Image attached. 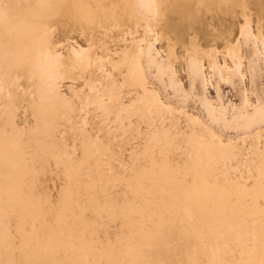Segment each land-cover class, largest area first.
Segmentation results:
<instances>
[{"label":"bare ground","instance_id":"1","mask_svg":"<svg viewBox=\"0 0 264 264\" xmlns=\"http://www.w3.org/2000/svg\"><path fill=\"white\" fill-rule=\"evenodd\" d=\"M61 23L91 32L88 48L55 51ZM236 27L221 64L213 42ZM250 43L251 64L264 0H0V264H264V97L246 88L228 113L203 94L201 115L150 81L185 94L182 67L192 91L208 66L243 77ZM76 74L86 86L64 92L59 79Z\"/></svg>","mask_w":264,"mask_h":264},{"label":"rangeland","instance_id":"2","mask_svg":"<svg viewBox=\"0 0 264 264\" xmlns=\"http://www.w3.org/2000/svg\"><path fill=\"white\" fill-rule=\"evenodd\" d=\"M217 16L218 15H216L215 17H217ZM226 18H227V20L231 19L228 16H226ZM67 25L68 24L61 23L55 29L54 40H55V46H56L55 49H57L55 51L61 53L62 56H65L67 54L69 48L71 47V44H74V46H76V47L82 46L83 48H88L89 41L87 40V38L90 37V35H91V32L84 31L83 29L76 27V26H70V25L67 26ZM238 27H236V37L235 38H233L232 34L229 35L228 33H225V36H223L222 39L219 38L215 42H213L214 47H217V50H218L217 56H218V60L221 64H223V62H224L223 55L225 54V47L223 45L227 39L231 40L232 43H234L235 41H237L239 39L238 38V36H239V33H238L239 28ZM59 32L62 34H60ZM63 32H65V33H63ZM58 33H59V36H57ZM145 33H146V37H147L148 41H154L155 40L153 35L150 34V32H145ZM145 33L141 29H139V32L134 33V35L137 39H140V38H142V36L145 35ZM116 41L118 43L121 42L118 40H116ZM155 44H156V47L160 50V54L162 56H165V51L167 50L166 39L160 38L159 40L155 41ZM250 44L251 45L247 49L248 57L247 56L243 57L242 60H243V67L244 68L249 69V65L251 67L256 68L254 73H253L252 79H251L250 72L248 71V69H247V74L243 77H240L238 74L237 75L235 74L234 77H232V79L221 78L217 74H213L212 71L209 69L211 67L208 66V63H206V67L208 66V68H206L207 73H206L205 83L202 84L199 80H197L195 82L194 91H192V89H191L192 87L190 85V78L187 74L186 69L183 67L179 68V74H180V77L182 78L183 85L187 89V92L185 94L182 92H178V91L175 92L166 83L161 82L154 77L152 78L153 74L150 76V81L153 82V86H155L159 90L161 98L163 100H168L169 102H171L175 106H183V107L189 108V111H191V112L203 115L205 113L204 112L205 109H204L203 104H202L203 94L207 95L210 98V100H212L215 104L218 102V98H219L218 95H219L220 99L223 101V103L227 105L228 113H234V112H236V110H238V108L237 109L233 108V106L234 105L240 106L242 104V99L245 95L246 88H248L247 94L249 95L251 101H256L257 96L264 97V53H263V47H262L261 43H259V49H258L259 54L256 57V60L254 62L251 61V64H250L248 58H251L253 55L251 52L252 43H250ZM181 47L182 46L180 43H179V45H176V47L174 48V52L179 54L180 51H183ZM227 59H228V63L230 65H232V67H234L232 58L227 56ZM233 59L237 60L235 57ZM181 60L184 61V59L181 58L180 61H178L176 64L182 65L183 63ZM255 63L257 64V66L255 65ZM208 69L210 70L209 72L207 71ZM63 76L64 77H61L59 79V85L64 92L69 93L68 84H70L71 82H74L79 87L86 86L85 85V81L87 78L86 76L84 77V76H81L80 74L72 75V77H68L67 75H63ZM252 83H253V86L255 88L254 93L250 92ZM23 109H24L23 107H20V109H18V113H19L18 115L19 116L16 119L19 122L18 125L20 127H22L23 125H27V123L25 121L26 116L24 117V114H23L24 110ZM219 130L220 131H218V132L219 133L221 132V136L224 139H227L228 137L234 138L236 135L235 133L237 132L234 129L223 128V127H221V129H219ZM69 132H71V129L69 130ZM240 134H241L240 132L237 133V135H240ZM77 136L80 137L79 134ZM59 140L63 141L62 138H60ZM66 141L69 143V146H72V144L74 142L77 143L78 150H75L76 154L79 155L82 153V150H80L81 144H80L79 140H73L69 134V135H67ZM131 142L133 144L136 143L134 138H131ZM129 149H130V145L126 144V143L122 144V147L115 145V150L119 153L121 160L124 159V160H126L125 161L126 164L131 165V158L128 155ZM70 151H72V150H70ZM113 162L115 163V168L113 169L114 171L120 172L121 170L125 169L124 165H121L119 162H117L115 160H113ZM42 177H45V176L42 175ZM55 177L56 176H55V174L53 175V173L47 174V180L42 182V188L40 190L41 193H44V194L47 193L49 195V194H53L56 192V190L52 187L53 181L56 180ZM40 180H42V179H40ZM103 240H105V239L103 238Z\"/></svg>","mask_w":264,"mask_h":264}]
</instances>
